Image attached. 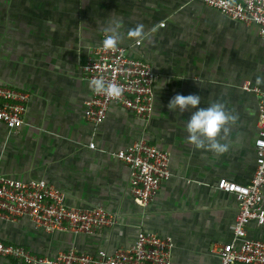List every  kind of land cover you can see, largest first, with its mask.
Here are the masks:
<instances>
[{
  "label": "crops",
  "instance_id": "0c3cea01",
  "mask_svg": "<svg viewBox=\"0 0 264 264\" xmlns=\"http://www.w3.org/2000/svg\"><path fill=\"white\" fill-rule=\"evenodd\" d=\"M113 20L122 23L120 44L128 54L153 67L154 109L143 118L113 102L94 125L84 116L92 90L82 65ZM137 24L146 33L139 44L126 36ZM257 76H264L257 27L203 0H0V84L29 94L24 124L9 131L0 123V174L43 179L67 205L101 206L117 218L113 227L87 235L45 231L27 216L0 217V240L50 257L70 248L112 254L147 230L171 238L172 264H219L217 251L232 239L238 201L217 182L247 183L252 176L259 112L252 88L263 85ZM175 94L200 95V107L222 102L238 117L218 137L229 145L226 152L197 149L187 140L190 112L167 107ZM139 138L169 153L171 175L147 206L131 195L128 168L115 156ZM262 198L264 206V186ZM247 233L264 240V226L250 222ZM0 264L21 263L0 257Z\"/></svg>",
  "mask_w": 264,
  "mask_h": 264
},
{
  "label": "built area",
  "instance_id": "2783aa9c",
  "mask_svg": "<svg viewBox=\"0 0 264 264\" xmlns=\"http://www.w3.org/2000/svg\"><path fill=\"white\" fill-rule=\"evenodd\" d=\"M203 2L246 25H255L264 40V0H203ZM101 41L82 65L87 80L102 77L106 82L118 83L123 94L112 99L93 91L84 101V116L94 125L100 124L111 103L136 116L148 118L154 109L155 72L145 59L128 54L119 44L116 50H105ZM259 96L258 134L253 145L255 167L247 183L220 178L217 188L234 194L238 212L234 220L232 239L217 251L219 264H264V240L251 238L247 226L254 222L264 226L262 189L264 186V84L252 88ZM29 94L19 88L0 84V123L9 131L24 124ZM94 147V142L89 144ZM115 156L128 168L129 191L142 206H147L158 194L163 180L170 175L169 153L146 138L117 150ZM27 216L45 231H66L93 234L102 228H111L116 215L101 206L77 208L64 201L63 193L43 179L20 180L0 174V217L14 221ZM171 238L152 231L140 230L134 242L108 254L78 252L70 248L55 256L38 254L25 246L0 240V257L21 264H172Z\"/></svg>",
  "mask_w": 264,
  "mask_h": 264
},
{
  "label": "clouds",
  "instance_id": "9594fccd",
  "mask_svg": "<svg viewBox=\"0 0 264 264\" xmlns=\"http://www.w3.org/2000/svg\"><path fill=\"white\" fill-rule=\"evenodd\" d=\"M122 23L113 20L110 26L103 29L105 35L102 46L105 50H116L122 40L119 29ZM126 36L137 44L146 38L143 24H137L127 31ZM183 79V78H181ZM256 84H264V76L256 77ZM89 88L97 94H104L109 98L118 99L123 94V88L115 82H106L102 77L92 78L88 82ZM201 97L198 94H175L168 101L167 107L173 112H190L185 128L187 140L197 149L211 150L217 154H223L229 145L221 143L218 137L221 133L227 134L229 126L238 119L229 112L222 102H213L208 107H200ZM194 109V110H193Z\"/></svg>",
  "mask_w": 264,
  "mask_h": 264
}]
</instances>
